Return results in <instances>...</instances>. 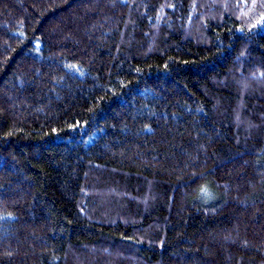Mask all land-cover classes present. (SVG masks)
<instances>
[{
    "label": "trees",
    "instance_id": "16d2710c",
    "mask_svg": "<svg viewBox=\"0 0 264 264\" xmlns=\"http://www.w3.org/2000/svg\"><path fill=\"white\" fill-rule=\"evenodd\" d=\"M0 264H264V0H0Z\"/></svg>",
    "mask_w": 264,
    "mask_h": 264
}]
</instances>
